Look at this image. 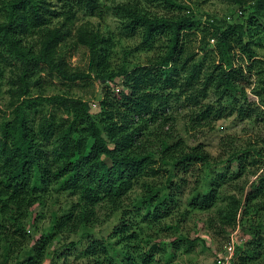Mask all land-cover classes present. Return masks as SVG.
Segmentation results:
<instances>
[{"label":"trees","instance_id":"obj_1","mask_svg":"<svg viewBox=\"0 0 264 264\" xmlns=\"http://www.w3.org/2000/svg\"><path fill=\"white\" fill-rule=\"evenodd\" d=\"M223 1L241 6L255 2V13L264 17V0ZM4 3L0 79L13 62L19 66L14 72L16 79L11 77V83L17 84L9 91L14 99L11 111L0 116V264H40L55 235L94 225L98 208L103 205L114 213L120 212L114 232L109 238L85 246L82 255L95 263L99 262L95 258L103 257L107 264H153L155 256L167 249L154 243L147 252L138 251L143 235L141 224L153 226L172 216L180 207L191 175L198 172L200 177L205 173L188 201L190 207L210 210L219 189L246 171V154H251L254 164L258 159L264 161V150H254L255 155L247 149L238 150L230 137L221 140L222 154L213 157L202 144L189 146L166 131L174 124L169 115L174 90L180 100L194 108L191 121L197 125L218 119L223 104L232 103L238 94L243 105L232 106L230 114L237 111L240 118L249 119L256 113L252 106L264 114V60L256 59L253 47L262 43L252 35L246 41L254 19H249L247 25L227 23L226 28L212 19L208 22L214 31L207 35V41L217 40L220 59L212 69H205L203 58L196 59V53L184 50L188 36L202 24L195 14L157 16L139 1L120 3L114 11L121 20L120 28L131 35L140 33L146 49L159 44L160 52L146 64L113 71L109 39L87 25L75 26L79 12H100L101 0ZM166 5L181 8L172 0H166ZM58 6L65 16L63 22L52 26V20L62 16L56 15ZM235 45L240 48V56L234 53ZM79 49L88 54L84 69L72 63ZM244 59L246 64L242 63ZM56 82L66 87L63 93L32 95L33 84L51 86ZM96 83L103 90L98 113L93 109L96 103L72 92L82 87L93 89L95 96ZM253 84L259 105L251 103L246 92ZM211 95L216 104L204 103ZM224 163L228 170L215 173L212 168ZM233 164L237 165L236 171H232ZM159 179H163L159 184L152 182ZM137 185L143 195L132 209L121 211ZM52 189L77 196L78 202L60 216L54 213L49 228L31 240L30 214L34 207L46 202ZM263 194L264 164L250 183L244 203L237 202L232 209L220 213L228 221V228L241 224L242 229L254 233V243L248 244L238 264L257 262L264 255L260 225L250 226L246 219L250 206ZM196 243L184 240L187 250ZM75 246L71 242L64 249H56L50 264H67L65 250ZM180 247L179 241L171 244L167 251L170 260Z\"/></svg>","mask_w":264,"mask_h":264},{"label":"rangeland","instance_id":"obj_2","mask_svg":"<svg viewBox=\"0 0 264 264\" xmlns=\"http://www.w3.org/2000/svg\"><path fill=\"white\" fill-rule=\"evenodd\" d=\"M131 0H101L102 7L100 12L90 14L89 12H79L75 21V26L87 25L90 28L99 30L110 44V67L111 70H121L123 67L133 68L140 64H146L150 60H155L156 55L159 54V44H156L152 49H146L142 43L140 33L131 35L120 28L121 20L114 11L116 6L120 3H127ZM139 1L140 5L145 8L150 14L157 16L176 15L179 12L193 13L198 19L202 20L199 29L188 36L184 44V50L190 53H196V59L203 58L205 62V69H212V64L219 63L220 55L216 50L217 40L207 41L210 33L214 31L208 25L212 19L219 27L226 28L228 24L243 23L247 25L249 19H254V26H251L246 36V41L252 35V39L259 41L262 44L253 46L258 57L256 59L264 60V17L258 16L255 13V2L248 3L241 6L238 4H229L223 0H172L181 8L170 7L167 8L166 0H135ZM4 0H0V22L4 21L5 15ZM56 15H62L59 19L54 18L51 22L52 26L63 22L65 14L61 6L56 7ZM57 17V16H56ZM211 20V21H212ZM258 20V21H257ZM260 27V28H257ZM206 37V40L203 41ZM207 44V45H205ZM236 47V45L234 46ZM204 48V51L201 49ZM73 57L74 66L81 69L86 68L88 64V54L79 49L76 50ZM234 53L241 55L240 48H234ZM238 56V57H239ZM246 64V59L242 61ZM19 64L13 62L7 67L6 74L0 79V116L3 112H10L13 102L10 89L15 85L11 83V77L16 79L14 72L17 70ZM256 79V77H255ZM120 81V80H119ZM57 83V82H56ZM258 83V82H257ZM254 84L246 89L248 98L251 103L260 104V99L252 91ZM63 87L57 83L55 85H37L33 84L31 92L32 95L37 94H60L63 93ZM93 89H85L82 87L75 88L72 92L76 97L84 100H89L96 103L97 108H93L98 113L99 98L102 97V85L96 83V95L91 93ZM169 100V115L172 116V126L167 127L166 131L172 132L175 137H180L189 146L202 144L206 151L213 157H218L222 154L220 148L221 140L232 138L238 150L251 151L254 155V150H264V114L256 110V113L249 119L243 120L239 117L238 112L230 114L232 106L239 107L243 105V98L241 95H236V100L233 102H226L223 104V113L216 120H211V123L204 122V124H195L191 121V113L194 108L189 107V103L185 100H180L176 91L171 93ZM204 103L216 104V99L213 95L208 97ZM234 104V105H233ZM248 160L247 169L238 178L223 185L218 191V197L215 205L210 210L194 209L189 205V199L193 192H195L196 185L200 186L201 179L205 173L198 177V172H195L188 178L189 186L180 200V207L174 211L172 216L160 220L155 225L141 224L143 227V235L141 246L138 251H148L154 243H161L162 249H167L165 252L161 250L157 254L156 260L153 264H227L226 258L229 254L226 246L230 241H234L236 250L234 256L229 261L240 263V256H243V251L247 248L249 243H254L252 238L254 233L252 230L242 229V225H237L236 228H228L225 226L228 223L226 219L221 218L222 211L232 209L236 203H244L246 199V192L252 181H254L260 173L264 161L258 159L254 164L251 154L245 155ZM228 164L224 163L220 166H215L212 169L217 172H226ZM237 165L233 164V170L236 171ZM213 174V172H212ZM200 179V181H199ZM149 181V180H147ZM163 179L154 180V184H159ZM199 181V182H197ZM143 182V181H142ZM197 182V183H196ZM143 195V189L137 185L129 194L128 198L123 203V210L132 209V206ZM78 202V197L71 194L51 190L46 202L37 205L33 208L30 214V221L28 223V231L31 237L39 238L41 233L49 228L50 223L54 217V213L59 216L65 211L71 209L73 204ZM241 214V213H240ZM119 213H114L106 205L100 206L97 211L96 223L86 228H79L76 231H66L57 234L53 237L52 243L49 245L45 257L40 264H50L53 259V252L59 247L69 246L71 242L76 244L75 248L65 250L68 254L67 264H105L103 257H97L99 262L82 255L85 246H88L92 241L101 240L102 238L111 237L117 224ZM249 220L250 226L260 227L258 231L264 239V194L258 197L253 205L249 208V214L246 218ZM139 221V220H137ZM115 223V224H114ZM238 223L240 216L238 215ZM242 229V230H241ZM150 241L146 242L145 239ZM185 239L197 241L194 248L187 250L184 244ZM179 241L181 245L177 250L174 258L170 260L167 251L171 248V244ZM238 249H241L239 252ZM72 253V254H71ZM107 264V263H106ZM251 264H264V255L260 260Z\"/></svg>","mask_w":264,"mask_h":264},{"label":"built area","instance_id":"obj_3","mask_svg":"<svg viewBox=\"0 0 264 264\" xmlns=\"http://www.w3.org/2000/svg\"><path fill=\"white\" fill-rule=\"evenodd\" d=\"M227 252L229 254L228 258H226L227 260V264H229V261L232 259V257L235 254V250H236V246L234 244V241H230L227 246H226Z\"/></svg>","mask_w":264,"mask_h":264}]
</instances>
